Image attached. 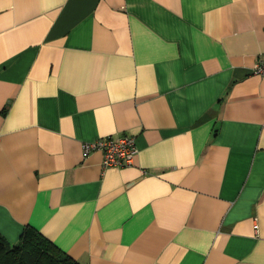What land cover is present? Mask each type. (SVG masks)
Segmentation results:
<instances>
[{"label": "crops", "instance_id": "1", "mask_svg": "<svg viewBox=\"0 0 264 264\" xmlns=\"http://www.w3.org/2000/svg\"><path fill=\"white\" fill-rule=\"evenodd\" d=\"M264 0H0V235L80 264H264ZM134 138L130 167L81 145Z\"/></svg>", "mask_w": 264, "mask_h": 264}, {"label": "trees", "instance_id": "2", "mask_svg": "<svg viewBox=\"0 0 264 264\" xmlns=\"http://www.w3.org/2000/svg\"><path fill=\"white\" fill-rule=\"evenodd\" d=\"M0 264H80L32 227H25L16 244L0 235Z\"/></svg>", "mask_w": 264, "mask_h": 264}, {"label": "built area", "instance_id": "3", "mask_svg": "<svg viewBox=\"0 0 264 264\" xmlns=\"http://www.w3.org/2000/svg\"><path fill=\"white\" fill-rule=\"evenodd\" d=\"M253 72L264 74V65L257 64ZM94 152L101 153V170L105 171L109 168L130 167L137 151L132 136L117 135L82 143L81 155L84 159Z\"/></svg>", "mask_w": 264, "mask_h": 264}]
</instances>
